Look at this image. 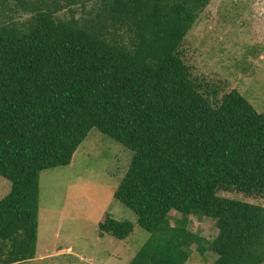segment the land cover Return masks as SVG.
Returning <instances> with one entry per match:
<instances>
[{"label":"trees","instance_id":"trees-1","mask_svg":"<svg viewBox=\"0 0 264 264\" xmlns=\"http://www.w3.org/2000/svg\"><path fill=\"white\" fill-rule=\"evenodd\" d=\"M98 2L63 19L85 0H15L31 16L0 25V264L35 257L40 173L93 128L133 151L114 198L151 236L129 264H185L194 245L215 264H263L264 206L223 192L264 197V111L183 49L211 0ZM192 215L214 220L213 239ZM99 228L123 240L135 224L107 214Z\"/></svg>","mask_w":264,"mask_h":264},{"label":"rangeland","instance_id":"rangeland-1","mask_svg":"<svg viewBox=\"0 0 264 264\" xmlns=\"http://www.w3.org/2000/svg\"><path fill=\"white\" fill-rule=\"evenodd\" d=\"M85 2L87 7L68 4L57 16L70 18L73 7L80 10V18L91 6L100 5L98 0ZM31 14L17 7L15 0H0V25L20 24ZM183 49L194 73L225 81L227 90L238 89L259 112L264 111V0H211L187 34ZM132 157L130 148L93 128L69 165L43 170L36 254L16 264H129L151 236L137 223L135 212L114 198ZM11 187L0 175V197ZM223 194L264 206V197ZM107 214L132 221L133 232L123 240L101 235L99 224ZM179 216L172 211V223ZM190 219L191 230L210 240L215 237L213 219L196 215ZM216 258L210 250L199 253L194 245L185 264H215Z\"/></svg>","mask_w":264,"mask_h":264},{"label":"crops","instance_id":"crops-1","mask_svg":"<svg viewBox=\"0 0 264 264\" xmlns=\"http://www.w3.org/2000/svg\"><path fill=\"white\" fill-rule=\"evenodd\" d=\"M77 151H78V150H77ZM77 151H76V152H77Z\"/></svg>","mask_w":264,"mask_h":264}]
</instances>
